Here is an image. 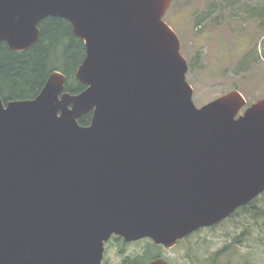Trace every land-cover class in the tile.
<instances>
[{"label":"water","instance_id":"water-1","mask_svg":"<svg viewBox=\"0 0 264 264\" xmlns=\"http://www.w3.org/2000/svg\"><path fill=\"white\" fill-rule=\"evenodd\" d=\"M172 2L0 0L13 51L45 18L70 21L87 86L66 91L56 70L32 99L0 95V264H105L113 235L170 249L264 193V98L195 104Z\"/></svg>","mask_w":264,"mask_h":264},{"label":"rangeland","instance_id":"rangeland-1","mask_svg":"<svg viewBox=\"0 0 264 264\" xmlns=\"http://www.w3.org/2000/svg\"><path fill=\"white\" fill-rule=\"evenodd\" d=\"M165 20L180 37L198 107L234 89L247 106L264 98V0H173ZM260 196L256 206L264 212ZM106 251L111 264H150L165 252L168 264H264V215L254 219L240 210L166 250L114 238Z\"/></svg>","mask_w":264,"mask_h":264},{"label":"trees","instance_id":"trees-1","mask_svg":"<svg viewBox=\"0 0 264 264\" xmlns=\"http://www.w3.org/2000/svg\"><path fill=\"white\" fill-rule=\"evenodd\" d=\"M39 27L40 37L30 49L13 51L6 42L0 45V95L5 102L36 97L56 70L67 76L66 91L79 93L87 87L75 77L86 48L84 41L74 34L70 21L51 16L42 20ZM92 115V111L83 115L79 122L89 125ZM260 197L236 212L247 210L252 218L259 219L264 215L256 206Z\"/></svg>","mask_w":264,"mask_h":264},{"label":"flooded vegetation","instance_id":"flooded-vegetation-1","mask_svg":"<svg viewBox=\"0 0 264 264\" xmlns=\"http://www.w3.org/2000/svg\"><path fill=\"white\" fill-rule=\"evenodd\" d=\"M228 219V218H227ZM226 220V219H225ZM223 222V221H222ZM221 223V222H220ZM219 223V224H220ZM216 225H218V224H216ZM216 225H214V226H216ZM214 226H211V227H214ZM211 227H204V228H211ZM201 229H203V228H201ZM201 229H199V230H201ZM199 230H197V231H199ZM197 231H195V232H193V233H191L189 236H187V237H185V238H183V239H181L180 241H182V240H184V239H187L188 237H190L191 235H193V234H195ZM114 238H118V239H122L123 241H125V242H127V243H129L128 241H126L125 240V238L124 237H122V236H119V235H114V236H112V238L108 241V242H110L112 239H114ZM140 240H148V241H150L151 243H155V242H153V239H151V238H142V239H140ZM140 240H136V241H131V243L132 242H138V241H140ZM179 241V242H180ZM108 242H106V245H105V253H104V258H103V262L105 263V264H111L110 263V261H109V259H108V257H107V243ZM155 245H157V246H160L161 247V249H162V246L164 247V249L166 250V247L164 246V245H162V244H157V243H155ZM161 252V251H160ZM159 254V253H158ZM157 254V255H158ZM160 255V254H159ZM158 257H162L164 260H166L167 258H166V252L165 253H163L162 255H160V256H158ZM153 260V259H152ZM151 260V261H152ZM139 261V262H138ZM168 261V260H167ZM148 263V261L147 262H144V261H140V260H135V261H133V262H125L124 264H147ZM151 263V262H150Z\"/></svg>","mask_w":264,"mask_h":264}]
</instances>
